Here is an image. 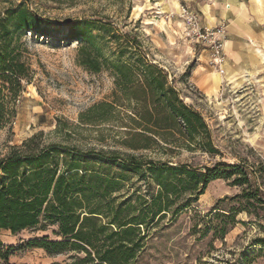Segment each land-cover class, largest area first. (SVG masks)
<instances>
[{"label":"rangeland","instance_id":"obj_1","mask_svg":"<svg viewBox=\"0 0 264 264\" xmlns=\"http://www.w3.org/2000/svg\"><path fill=\"white\" fill-rule=\"evenodd\" d=\"M20 2L39 23L33 30L9 28L11 48L21 53L32 74L17 96L5 97L12 115L0 128V156L9 146L41 133L43 143L131 152L201 171L214 164L221 170V162L241 163L256 171L250 175L251 182L264 190V0H0V20ZM181 5L195 10L203 27L225 25L222 65H211L206 45L186 35L179 17ZM73 25L81 33L78 38ZM226 40L231 41L229 50ZM86 52L100 63L99 71L83 64ZM140 60L164 70L180 100L201 115L210 133L211 152L196 147L167 153L156 146L131 151L121 144L126 128L121 126L124 110L119 106L120 113L113 112L108 121L79 122V114L93 104L113 100L114 65ZM217 74L219 83L214 80ZM201 81L207 84L200 86ZM125 101L118 94V103ZM101 168L100 163L94 164L97 171ZM234 177L210 180L189 207L176 215L168 212L149 227L138 264H264V245L257 242L264 238V208L250 207L261 217L238 213V222L224 237L215 232L221 227V218L213 216L216 207L235 203H221V198L241 192V187L231 184ZM182 179L176 191L185 199L191 190ZM125 185L118 201H134L144 193L145 186L135 174ZM54 229L56 225L15 234L2 231V243L13 247L10 261L69 262L74 252L50 255L24 246L27 240L44 235L56 239Z\"/></svg>","mask_w":264,"mask_h":264},{"label":"trees","instance_id":"obj_2","mask_svg":"<svg viewBox=\"0 0 264 264\" xmlns=\"http://www.w3.org/2000/svg\"><path fill=\"white\" fill-rule=\"evenodd\" d=\"M5 14L0 20V128L12 115L5 107V97L17 96L32 74L30 66L20 58L21 53L11 48L9 28L33 30L39 23L22 2L8 8ZM73 26V35L80 37V31ZM90 56V52L85 53L83 64L99 71L100 63ZM114 68L113 100L95 103L81 112L80 123L108 121L113 112L120 113L119 106L124 110L121 126L126 128L121 144L131 151L155 146L167 153L196 147L212 151L206 123L180 100L164 70L143 60L119 61ZM118 94L125 97L126 104L118 103ZM40 136L41 133L33 134L19 145L9 146L0 156V264H13V247L2 243V231L15 234L48 225H56V239L44 235L27 240L24 246L41 248L50 255L74 252L64 264H138L141 241L149 235V227L166 213L176 215L189 207L208 182L220 176L236 175L231 184L241 187V192L221 198V203H235L216 207L213 216L221 218V227L215 232L224 237L238 222L240 212L261 217L250 207L264 208V190L251 182L250 175L256 171L244 164L221 162L217 163L221 170L214 164L201 171L185 163L171 165L167 160L131 152L43 143ZM99 163L101 171L94 169V164ZM132 174L143 182L144 193L134 201H118ZM182 176L191 190L185 199H180L176 191ZM257 242L264 245V238Z\"/></svg>","mask_w":264,"mask_h":264},{"label":"built area","instance_id":"obj_3","mask_svg":"<svg viewBox=\"0 0 264 264\" xmlns=\"http://www.w3.org/2000/svg\"><path fill=\"white\" fill-rule=\"evenodd\" d=\"M179 17L184 22L186 35H192L197 42L205 44L210 51L209 63L213 66L222 65L225 59L224 41L226 27L223 23L215 27H203L198 13L187 5L179 8Z\"/></svg>","mask_w":264,"mask_h":264},{"label":"bare ground","instance_id":"obj_4","mask_svg":"<svg viewBox=\"0 0 264 264\" xmlns=\"http://www.w3.org/2000/svg\"><path fill=\"white\" fill-rule=\"evenodd\" d=\"M226 7H229V5H227ZM221 73V72H219ZM214 80L219 83L221 81V77L217 74L216 77H214Z\"/></svg>","mask_w":264,"mask_h":264},{"label":"crops","instance_id":"obj_5","mask_svg":"<svg viewBox=\"0 0 264 264\" xmlns=\"http://www.w3.org/2000/svg\"><path fill=\"white\" fill-rule=\"evenodd\" d=\"M226 41H228L229 42V48L227 49V50H229L230 48H231V41H229V40H226ZM207 83H205L204 81H201V83H200V86H205Z\"/></svg>","mask_w":264,"mask_h":264}]
</instances>
